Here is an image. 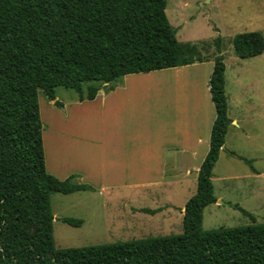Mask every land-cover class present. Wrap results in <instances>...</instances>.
<instances>
[{
  "label": "trees",
  "instance_id": "trees-1",
  "mask_svg": "<svg viewBox=\"0 0 264 264\" xmlns=\"http://www.w3.org/2000/svg\"><path fill=\"white\" fill-rule=\"evenodd\" d=\"M166 8L167 0H0V264H264V225L211 232L202 227L204 209L218 201L212 175L232 124L221 37L214 41L218 56L209 82L216 119L197 193L185 207L184 233L55 250L50 192L96 189L77 184L75 175L60 180L48 172L39 93L54 102L56 90L64 88L80 102L93 101L104 84L125 76L208 61L198 45L178 40ZM232 45L243 60L264 54L259 32L239 34ZM243 160L255 171L252 161ZM63 222L74 228L84 223Z\"/></svg>",
  "mask_w": 264,
  "mask_h": 264
},
{
  "label": "crops",
  "instance_id": "crops-1",
  "mask_svg": "<svg viewBox=\"0 0 264 264\" xmlns=\"http://www.w3.org/2000/svg\"><path fill=\"white\" fill-rule=\"evenodd\" d=\"M205 63L207 61L187 67L200 69ZM211 66L205 99L208 115H199L192 123L177 119L173 122L172 118L170 122L160 121L152 129L151 136L138 104L141 86L152 79L153 72L128 75L112 85L104 84L93 101L80 102L76 97L59 101L63 107L55 106L57 100L51 102L57 109L49 107L52 118H48L47 129L43 131L48 172L60 180L75 175L77 184L92 186L96 191H82L70 196L80 201L87 193L95 194L105 202L103 206L110 214L120 218L124 213L147 226L151 235L155 234L133 236V241L182 235L185 207L197 193L200 167L209 153L216 119L209 87L214 63ZM227 88L226 76L228 115L232 124L212 175L214 194L218 201L227 205H208L203 213V226L206 213L213 216L238 205L256 218V223L249 219L245 226L248 227L258 224L253 206L264 207V165L260 166L264 153L257 157H244L238 153L243 150L238 146L242 140L257 150L258 135L253 127L245 130L242 121L232 117ZM243 159L252 161L255 171ZM216 184H219L220 195ZM232 192L244 193L241 198L246 201L236 194L231 196ZM80 194L84 195L77 196ZM118 202H121L122 210H118ZM142 209L153 210L155 214L143 213ZM211 231L216 230L205 232Z\"/></svg>",
  "mask_w": 264,
  "mask_h": 264
},
{
  "label": "rangeland",
  "instance_id": "rangeland-1",
  "mask_svg": "<svg viewBox=\"0 0 264 264\" xmlns=\"http://www.w3.org/2000/svg\"><path fill=\"white\" fill-rule=\"evenodd\" d=\"M166 13L178 31V40L198 45L202 56L208 61L200 69L182 67L153 72L152 79L141 86L138 106L148 135L151 136L152 129L160 121L170 122L172 118L173 122L177 119L192 123L199 115H208L209 106L205 100L207 79L211 65L218 56L214 41L221 37L231 115L242 121L245 130L253 127L258 135L257 150L242 140L238 146L243 150L238 153L244 157L261 156L264 153V54L254 59H240L234 53L232 39L250 32H259L264 36V0H167ZM87 87L88 84H85L84 88ZM56 96V100L61 102L78 97L75 92L64 88H58ZM39 97L42 123L47 129L48 118H52L49 117V107H56L50 104L43 92L39 93ZM261 165H264V161ZM216 189L220 195L219 184H216ZM235 194L239 198L245 195ZM235 194L232 192L231 196ZM81 195L84 194L77 196ZM77 200L70 195L50 192L56 251L122 244L133 242V236L155 235H151L147 226L126 217L124 213L120 218L110 214L109 209L103 206L105 202L95 194L87 193L84 200ZM120 204L117 203L118 210H122ZM254 206L253 214L258 217V224L264 225V207ZM64 218L80 219L84 223L80 228H74L64 223ZM204 219L205 231L245 227L250 221L239 210L229 208L213 216L206 213Z\"/></svg>",
  "mask_w": 264,
  "mask_h": 264
},
{
  "label": "water",
  "instance_id": "water-1",
  "mask_svg": "<svg viewBox=\"0 0 264 264\" xmlns=\"http://www.w3.org/2000/svg\"><path fill=\"white\" fill-rule=\"evenodd\" d=\"M217 203H218V204H221V205H227L226 203L221 202V201H218Z\"/></svg>",
  "mask_w": 264,
  "mask_h": 264
}]
</instances>
